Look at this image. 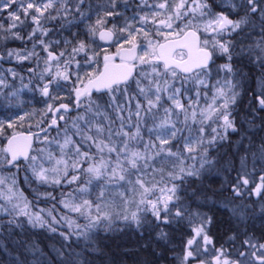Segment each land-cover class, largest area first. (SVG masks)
<instances>
[{"label": "snow or ice", "instance_id": "snow-or-ice-1", "mask_svg": "<svg viewBox=\"0 0 264 264\" xmlns=\"http://www.w3.org/2000/svg\"><path fill=\"white\" fill-rule=\"evenodd\" d=\"M121 2L127 5L128 0H109L107 7L111 10L105 11L102 18L87 28L90 37L94 38L99 32L101 40L120 45L115 55H103L102 71L96 69L93 72L86 71L83 76L79 74L80 68L98 63L100 55L84 40H79L72 47L68 54L71 58L65 59L63 65L60 61L65 56V51L55 54L49 50V44H45L43 39L39 41L47 52V59L44 61L45 68L39 74V80L43 83L38 86V91L41 96L52 101L69 100V103H59L55 108L52 103H48L47 111L43 115L53 114L51 127L58 126V119L65 120V115L61 113L67 114L72 110L77 112V115L71 118L72 135H68L66 127L63 143L56 141L60 157L57 158L50 151L46 157L30 156L28 150L32 145V136H18L15 133L8 139V146L0 149V152L5 154L4 159L13 167H17L20 158H23L25 171H30L32 180L38 184H72L79 181L80 174H85V186L78 188L83 194L88 193V186L96 182V186L100 188L96 197L99 202L89 199H83L78 204L70 199L61 201L65 208L87 219L85 225L77 224L75 231V234L83 237L86 242L91 240L95 229L103 227L106 232L120 230L118 226L121 222L124 227L134 224L137 229L148 226L157 230L158 239L166 240L168 233L165 229L169 225L183 219L185 215L189 218L195 215L200 219V224L193 229L194 235L186 241L181 264H191V261H198V264H264V243L257 246L250 240H245L244 244L255 250L240 251L236 259L228 258L223 248L216 250L217 254L211 261L200 259V242H203L205 250L212 243V238L206 231L212 223V218L199 212H189L181 195L182 192L187 193L184 185L189 178H199L203 170H211L218 163L215 157H210L209 149L218 142L228 140L230 131H239L232 113L240 95L236 91L240 82L235 78L246 74L241 68L234 66V61L243 63L246 60L248 66L260 73L256 77L258 89L255 98L259 109L264 110V0H226V12L213 11L208 0H191V3L189 0H163L150 6L155 9L150 14H134L131 19H125L122 27L113 25L112 28H107V18L123 15L116 10ZM79 3L82 4L83 0H79ZM58 4L63 5V12L67 15L66 0H0V12L7 11L11 21L4 30L11 33L12 38L22 40L24 37L13 30L30 19L34 27L28 34V39H34L38 33L47 36L49 30L43 27V23L56 20L61 15ZM140 5L148 7L146 0H140ZM53 11L57 15H52ZM22 16L24 19H21ZM81 16L83 17L82 13ZM231 16L237 18L232 19ZM2 27L0 25V28ZM257 29L258 35L254 36L253 33ZM202 35L204 39H201ZM225 36H235L237 39H224ZM249 38L251 42L245 44L243 41ZM64 43L67 45L71 41L65 40ZM90 51L92 56L88 55ZM81 53L84 54V61H75L76 70L73 71L74 57ZM14 54L20 60H27L36 55L34 52L26 56L19 52L8 53L9 56ZM221 58L225 62L217 64V60ZM116 59H119L120 63H115ZM51 62L55 63V73L52 72ZM220 73H224V76L212 85L215 91L211 103L198 109L201 96L199 88L209 87V78L213 74L219 76ZM12 74L16 75L14 71ZM189 81L198 86V90L196 100L189 98V102L185 104L180 97L183 84ZM177 82L181 83V87L176 86ZM3 83L0 79V84ZM133 83L135 90L130 92ZM61 88L68 92L67 97L54 95V90ZM93 90H106L113 94L110 96L111 104L108 107L116 113L118 127H114L116 120L112 119L109 112L101 110L102 106L92 98ZM187 91L188 89L184 90ZM117 93L124 97L123 103L115 102ZM11 95L15 96L17 93ZM28 115L25 113L17 119L22 122ZM254 115L255 110L253 117ZM246 123L249 128L255 127L254 118H248ZM192 124H199L200 127L194 130ZM212 124L217 126L212 127ZM14 126L15 122L0 121V134H3L5 127L14 129ZM37 126L39 127V124ZM185 129L188 131L187 136L182 135ZM206 129H210V136ZM41 131L46 129L41 128ZM194 131L196 135L193 134ZM145 134L148 136L147 141L144 140ZM36 135L38 138L39 134ZM73 135L80 138L79 144L73 139ZM21 139L24 141L23 145L19 143ZM244 139L249 140L245 154L239 157L240 172L244 174H238L236 183L231 186L234 197L241 196L242 186L246 188L250 183L246 171L248 156L251 155L253 164L257 160L264 162V138L259 144H254L250 137L241 134V141ZM177 140H183V145H175L176 150L173 151L174 142ZM44 142H48L47 138ZM133 144L142 145L143 150L140 147H132ZM85 145L87 151L82 150ZM93 147L95 152L92 151ZM69 148L74 157L70 158L71 163L64 158L66 149ZM37 151L44 153L45 149ZM172 158L180 163L173 165L172 170L167 172L168 182L164 183V168L157 169L154 165L157 161L163 165ZM185 158L198 160L199 167L195 164L185 166ZM231 163L228 162L229 165ZM45 164L50 167H45ZM84 164H87L86 168L83 167ZM69 168L77 173L70 178ZM149 170L153 174L161 173V181L148 180ZM133 176L134 180L131 178ZM24 179L25 182H30L27 175ZM260 181L261 183L251 190L250 195L264 196V175L260 177ZM4 183V178L0 177V185ZM15 184L16 179L13 178L12 185ZM110 185L130 186L116 193L119 204L105 199L106 190ZM39 195L51 197L50 193ZM192 195L196 196L195 189L192 190ZM0 198L11 205L9 209L0 204V212L12 217L8 221L9 225L20 227L21 224H17L16 218L23 216L34 228L56 231L40 212L28 211L29 202L22 192L17 194L9 187L7 193L0 191ZM14 198L17 201L15 203ZM21 199L24 200L23 206L19 202ZM220 206L233 215L239 214L243 217L241 206L232 204L231 200L221 201ZM261 211L264 212V204L261 205ZM149 215L151 220L148 219ZM48 216L53 222H60L51 215V210ZM72 223L74 221H69L70 225ZM61 235L65 240L69 238L63 233ZM28 249L36 257L32 264H51L50 260L45 261L42 258L43 253L38 244L32 243L28 245ZM55 251L61 258V264H83V261L78 259L80 253L61 249Z\"/></svg>", "mask_w": 264, "mask_h": 264}, {"label": "trees", "instance_id": "trees-1", "mask_svg": "<svg viewBox=\"0 0 264 264\" xmlns=\"http://www.w3.org/2000/svg\"><path fill=\"white\" fill-rule=\"evenodd\" d=\"M150 1L152 3L158 2V0ZM68 2L70 8H68L67 15L63 12V7H61L62 4L57 5V8L61 10V15L57 19L63 21V26L57 25L53 28L55 30L52 33L55 32V34L60 37L64 35L68 36L74 42V45H76L75 42L84 40L90 47L97 49V47L101 45L97 34L94 38L90 37V35L87 34V28L89 25H94L97 19L102 18L105 11L111 10L107 7L109 0H83L82 4L79 3V0H66V4ZM208 2L215 12H219L220 10L227 11L226 0L224 2L225 4H221V6H218L215 0H208ZM141 6L140 0H128L127 5L123 2L119 3L116 10L120 11L123 15L120 17L107 18L106 26H123L125 19H131L134 14L144 15L149 5L144 8H141ZM78 7L79 11H77ZM4 12L5 11L0 12V14ZM231 18L235 19L237 17L231 16ZM253 35H258V29ZM224 39L237 38L235 36H225ZM243 42L245 44L250 43L251 39L249 38ZM2 50L3 49L0 48V51ZM219 60L221 63L225 62L222 58ZM233 63L235 67L241 68L246 74L242 77L238 76V78L242 80L240 82L241 98L236 103L237 109L234 112V117L239 131L236 133L230 131L228 140L218 142L213 146L215 148L213 152L211 153L210 151L209 154L213 155V153H215L214 156L218 163L211 170H203L199 178H189L188 182L184 185V187L187 188V193H181L184 197V202L188 206L189 212L193 213V211L197 209L211 215L212 223L209 226V232L213 235L215 241H218L217 246L219 243L220 247L224 249L229 257H231L229 251L234 249L233 245H240L245 235H252L259 241L264 240V212L261 211V205L264 204V196L258 197L255 194L250 195L251 190L255 188L257 184L261 183L260 177L264 175V162L257 160V162L253 164L252 157L249 155L246 171L247 178L252 181V186L248 185L250 187L246 188L248 191L242 186L241 190L243 194L239 197H234L230 189L231 186L236 183L238 174H244L240 172L239 157L245 154L249 140L244 139L241 141V134H246L250 137L254 144H259L261 139L264 138V110L259 109V105L256 103L255 98L258 89L256 77L259 76L260 73L256 71V69L248 66L246 60L243 63L240 61H234ZM11 81L13 82V80ZM15 89L17 90V95L15 99L10 100L9 107L11 111L18 116L24 111L29 114L25 118V121L29 120V122L26 121V126H24L23 130L35 136H37L36 134L42 137L43 135L46 137L52 136L55 133L56 127H50L44 132L41 131V128L45 129L44 127L48 124L50 119L48 120V116L39 119L43 115L41 110L44 111V108H42L38 102L40 101V97L37 96L36 93L32 95L23 94L21 86H16ZM134 90L135 85L133 83L130 92ZM67 96L68 92L65 93L64 97ZM180 99L185 104L188 102V100L185 99V92L183 89ZM115 102L120 104L124 102V99H117ZM59 103H69V100L63 99L57 102L58 105ZM99 104L102 106L101 110H107L112 119L116 120V113L108 107L109 103L107 99H101ZM34 109H38L39 111H35ZM253 110H255L254 117ZM72 111L65 114L67 117L69 115L68 123L70 124L71 116L73 114L74 116L77 115L75 110ZM123 115L126 116L127 113H123ZM181 118L183 119V117ZM248 118H254L255 127L249 128L246 123ZM38 121H43V123L39 124V127L37 126ZM150 123L149 121V126ZM118 126L119 121L116 120L114 127ZM69 127L68 135H72L73 129L71 126ZM178 127H182V125H178ZM185 131L182 133L184 136L186 135ZM194 133L196 132L194 131ZM3 139L5 141L6 138ZM73 139L77 144L80 143V138L78 136L73 135ZM147 139L148 136L145 134L144 140L147 141ZM238 141H240V143H237ZM35 143H38V141L36 140ZM177 144L182 146L183 140L174 142L173 151L176 150L175 145ZM132 147H140L141 150H143L142 145L133 144ZM82 150L87 151V146L85 145ZM252 150L255 151V148ZM92 151L95 152L94 147ZM229 161L232 162L230 165L228 164ZM179 163V161L172 158L168 159L163 165L157 161L154 166L157 169L161 167L164 168V183H167V172L172 170L173 165H179ZM192 164L199 167L198 160L193 161L190 158L184 159L185 166ZM85 165L87 164L83 166ZM27 176L30 183L26 182V184L29 183V185L34 186L35 181L32 180L30 175ZM131 178L135 179V176ZM147 179L152 182H160L161 173L157 172L153 174L151 170H149ZM86 180L87 176L85 174H80V179L76 183H66L62 185L61 188H46V192L50 193L51 197L39 195L42 194L41 190L45 188H28V190H32L31 196L33 199L37 198L35 202L44 206L46 210H51V215L54 216L57 221H60L59 223L53 222L47 213L45 219L52 224V227L55 228L56 231H51L48 228H34L27 222V218L23 216L16 218L17 224H21L20 227L9 225L8 221L12 217L7 214L4 215L1 212L0 264H20V262H23V264H32V261L36 258L28 249V245L32 243L39 245L43 253L42 258L45 261L50 260L51 264H61V258L57 255L55 249L80 253L81 255L78 259L83 261V264H181L182 259L180 257L184 253L186 241L193 236V229L198 226L193 216L189 218L188 215H185L183 219L169 225L165 229L168 233V238L166 240L158 239L156 235L157 230H153L148 226L143 229H137L134 224L124 227L123 222L118 226L120 230L106 232L103 227L95 229L90 241L86 242L83 237H78L75 234L76 225H85L88 221L79 213L72 212L65 208L61 201L65 199L74 200V194L78 191V188L85 186ZM121 183L123 184V182ZM160 186L162 187L163 183H161ZM42 187H49V184H43ZM89 187L90 192L87 195V199L99 202L96 200V197L100 188L96 186V182H93V185H89ZM123 189L125 190V188ZM193 189L196 190V196L192 195ZM116 193L114 187L110 185L106 190V201ZM197 197H199V199H197ZM205 197H208V199H205ZM226 199L231 200V203L234 205L241 206L240 211L243 212L242 218L239 214L233 215L227 209L220 206V202ZM14 215L13 213V216ZM93 215H95L94 211ZM65 217H67V219H64ZM148 219L151 220L150 215ZM69 221H74V223L70 225ZM61 233L68 235L69 238L65 240ZM234 234L235 236L233 237ZM65 254L67 255V251Z\"/></svg>", "mask_w": 264, "mask_h": 264}, {"label": "rangeland", "instance_id": "rangeland-1", "mask_svg": "<svg viewBox=\"0 0 264 264\" xmlns=\"http://www.w3.org/2000/svg\"><path fill=\"white\" fill-rule=\"evenodd\" d=\"M160 2H163V0H158V2H153V3L150 0H146V4L149 5V8L146 9L145 14L146 13L150 14L152 11H155V9H152L150 6L152 4L160 3ZM176 2H178V0H176ZM189 2H190V0H189ZM215 2L218 6H221V4L222 5L225 4L224 3L225 0H215ZM58 5H60V4H58ZM61 7H63V5ZM66 7H67V9L70 8L69 2L66 4ZM141 8H144V6H141ZM56 14L57 13L55 11L52 12V15L55 16ZM0 15H2V16H0V25L3 26L2 28H0V48L3 49L2 51H0V53H2V55H3V58L0 60V79H2L4 81L3 84H0V121H4L5 123L15 122L14 129L5 127L3 130V134H0V149H3V148H5V141L3 138H6L7 135H10L13 132L22 131L24 126H26V121L29 122V120L25 121V119H24L21 122L17 119L19 116H24L26 113L25 111L21 112V114L18 116L17 114L12 112L11 108L9 107L10 100L15 99L16 95L13 96L11 94L17 93V90L15 89L16 86L22 87L21 90H22L23 94H26V95L31 94L32 95L33 93H36V95L40 97L39 98L40 101H38V102L41 105V107L44 108V111L41 110V113H44L47 111V104L48 103H52L54 108H55V106L58 105L57 104L58 101H52L48 97H43V96H41L40 92L38 91V86L42 85V83H43L42 81L39 80V74L45 68L44 61L47 59V52L43 50V47L39 43V41L41 39H43L45 44H49V50L54 51L56 54H59L61 51H65V56L60 61L61 65H63V61L65 59L71 58L68 54L71 52L72 47H74L75 45L73 44L74 42L68 36L64 35L63 37H60L57 34H55V32L52 33L55 30L53 28H55L57 25L63 26V21L61 19H59V20L56 19L54 21L49 20V21H46L47 23L46 22L43 23L44 28L48 29V27H49V29H48L49 32H48L47 36H42L41 34L38 33L34 39H28V34L32 31V28L34 27V25L31 23V20L29 19L28 21H26V23L24 25H19L16 29L13 30V31H18L20 33V35L24 37V39L21 40V39L12 38L11 33L6 32L4 30V29H7L9 24L11 23V21L8 18V12L5 11L4 13H1ZM21 19H24V17L22 16ZM54 23L55 24L57 23V24L55 25ZM177 23H179V22H177ZM137 26H139V25H137ZM109 27L112 28V26H109ZM117 27H122V26H117ZM5 37H7V38H5ZM65 40L71 41V43L66 45L64 43ZM56 41H59V43H55ZM50 42H52V43H50ZM76 43L77 42H75V44ZM34 44H35V47H33ZM54 44H56V45H54ZM100 44L101 45H99L97 47V49H94L96 53L100 54L98 57V63H94L91 67L80 68L79 74L81 76H83L86 71L87 72H93L96 69H99L101 71V69L103 68V55H105L106 53H109V52L117 51V48L120 46L116 43L105 44V43L100 42ZM91 48L93 49V47H91ZM9 51H12L14 53L19 52L21 55H24V56L28 55V53H30V52H34V53H36V55L32 56L30 59H27V60H20L17 58V56L15 54L12 56H9L8 55ZM88 55L92 56L93 53L90 51L88 53ZM75 61H80L81 63H83L84 54L81 53V54L74 57V62L72 64V70L73 71L76 70ZM51 67H52V72L55 73L56 67H55L54 62H51ZM9 70L14 71L16 73V75L13 76L12 71H9ZM45 75H47V74H45ZM223 76H224V73H220L219 76H217L216 74H213V76L209 78V87H207V88L200 87L199 88V91L201 92V96L199 98L198 109L206 107L207 104L211 103V98H212L213 93L215 91V89L212 87V85L215 84V81L217 79H220ZM10 79L13 80V82ZM235 79L238 80L239 82L242 81L238 77H236ZM61 83H63V82H61ZM176 86L181 87V83L177 82ZM13 87H14V89H13ZM240 87H241V83H240L239 87H237V89H236V91L240 93V95L237 99V102L241 98V88ZM182 89L183 90L188 89V91L185 92V99H187L188 102H189V98L191 100H196V92L198 90V86L194 85L192 82L189 81V82L183 84ZM66 92L67 91L65 90V88H61L59 90H54V95L64 97ZM205 93H206V96H205ZM111 95H113V94L109 93L107 91H105V92H93L92 98L98 104H99L101 99H107L108 103L110 104L111 103V100H110ZM115 95H116V100L117 99H119V100L124 99V97L119 95L118 93ZM236 109H237V106L236 105L233 106V108H232L233 116H234V112L236 111ZM34 110L39 111L38 109H34ZM62 115H65V114H62ZM47 116H48V120H49L51 118V113H49ZM44 117H45V115H42L39 119L44 118ZM68 117H69V115H68ZM68 117L65 115V120H63V121L59 120V124H58V126H56L55 133L52 136L47 138V141H48L47 143L44 142L45 139L42 136H39L38 138H36L38 143L34 144V148H33L30 156H38V157L44 156V157H46L47 153L50 151L57 158L60 157V149H59L56 141L63 143L64 137H65L64 129L66 127L68 129H70L69 126H71V124L68 123V119H69ZM72 117H74V114L71 116V118ZM190 123H191V121H190ZM38 124H41V123H39V121H38ZM216 126L217 125L212 124V127H216ZM192 127L195 130V129H198L200 127V125L199 124H192ZM185 132H186L185 136H187L188 135L187 129ZM206 132L209 136L211 135L210 129H206ZM193 134L196 135L197 133H193ZM221 142H223V141H221ZM214 148L215 147L212 146L209 149V153H210V151L212 153ZM39 149H45V152L41 153V152L37 151ZM209 155H210V157H215L214 156L215 153H213V155L212 154H209ZM4 156H5V154L3 152H0V177L4 178V180H5V183L3 185H0V191L7 193L8 188L12 187L13 191L16 192L17 194L22 192L23 197H25L27 202H29L30 208H28V211H30L31 213L40 212V214L42 216H44V218H46L49 210H46V208L44 206L35 202V201H37V198L33 199V197L31 196L32 190H28V188H45V189L41 190V192L43 194V193H47L46 188H54V187L61 188V186L65 185L66 183H61L59 185L49 184V187H42L43 184H38L37 182H35L34 186L29 185L30 182L28 184H26L24 178H25L26 174L31 176V172L25 171V161H23L22 164L18 165L17 167H13L11 170L7 171L5 168H1L2 166H4V164H6V160L4 159ZM64 158L68 159L69 163H71L70 158H74V157H73V154H72V151L70 148L66 149V155ZM45 167H50V165L45 164ZM83 167L86 168L87 165H85ZM18 168H19V171H18ZM72 174H76V173H74L71 170V168H69V178L71 177ZM13 178L16 179L15 186L12 185ZM249 185L252 186V181H250ZM112 186L114 187V189L116 190L117 193L124 191L123 188H125V187L130 188V186H127V185L125 187H119L116 185H112ZM88 188H89V192H90V187L88 186ZM246 188H250V187L247 186ZM246 188H244V189H246ZM246 190L248 191V189H246ZM88 193L81 194L79 191H77L74 194L73 202L77 203V204L81 203V201L83 199H87ZM41 196H43V195H41ZM43 197H45V196H43ZM138 198L139 197H137V199ZM209 200L213 201L211 199H209ZM107 201H112L116 204L120 203L119 199L116 197V194L113 195L111 198H108ZM13 202L14 203L17 202L15 198L13 199ZM19 202H20L21 206H23L24 200L21 199ZM0 204L5 205L9 209L11 208V205L8 204L2 198H0ZM41 210H43V211H41ZM132 210H135V209L132 208ZM195 212L206 214L207 216L211 217V215H208L207 212H204L201 210L196 209L193 211V213H195ZM2 214L5 215V213H3V212H2ZM193 217L195 218V220L197 221V225L199 226L200 219L198 217H196L195 215H193ZM209 226L206 228V231H207V234L212 238V243L209 244L207 246V250H205L203 242L202 241L200 242V257L199 258L206 260V261H211V258L216 254L215 253L216 249L221 248L219 243L217 246L218 241L216 242L213 235L210 234ZM193 235H194V232H193ZM234 236H235V234L233 235V237ZM230 237H232V236H230ZM245 240H250L253 244H256L257 246L259 244L264 243V240L259 241V240L255 239V237H253L252 235H249V234L245 235V236H243V240H242V243L240 245L235 244V245H233L234 249H231L230 251L228 250L230 255H231V259H236L237 253L240 251H249L250 252V251L255 250V249L248 248L244 244ZM184 249H185V247H184ZM180 258L182 259L183 255ZM191 264H198V261H191Z\"/></svg>", "mask_w": 264, "mask_h": 264}, {"label": "flooded vegetation", "instance_id": "flooded-vegetation-1", "mask_svg": "<svg viewBox=\"0 0 264 264\" xmlns=\"http://www.w3.org/2000/svg\"><path fill=\"white\" fill-rule=\"evenodd\" d=\"M189 3H191V0H190V2ZM221 11V10H220ZM219 11V12H220ZM106 27H108V28H110L109 26H106ZM201 39H204V36L202 35L201 36ZM113 52H116V51H113ZM138 52H139V50H138ZM110 53H112V52H110ZM118 59H116V61H117ZM217 64H221V61L218 59L217 60ZM94 92V91H93ZM59 105H57V106H55V107H58ZM57 119H58V116L56 117ZM53 119V114H51V118H50V121L48 122V124H46L45 125V129L47 130L48 128H50V123H51V120ZM58 124H59V119H58ZM51 127H56V126H51ZM23 132H25L26 133V130H22ZM16 132H19V131H16ZM13 133H15V132H13ZM12 134V133H11ZM10 134V135H11ZM10 135H7V137H6V140H5V147H6V141H7V139H8V136H10ZM30 135H32V137H33V141H34V144H35V142H36V138H37V136H35L34 134H30ZM43 138L45 139V138H48V137H46L45 135H43ZM34 146V145H33ZM8 159H10V154L8 155ZM24 161V159L23 158H20V162H19V164L18 165H20V164H22V162ZM1 168H5L7 171L8 170H11L12 168H13V166L12 165H10V164H8L7 162H6V164H4V166H2ZM216 250H218V248L216 249ZM215 253L217 254V251H215ZM215 254V255H216ZM214 255V256H215ZM213 256V257H214ZM212 257V258H213ZM212 258H211V260H212ZM224 257H222V259H223ZM228 258H230L231 259V257H229L228 256Z\"/></svg>", "mask_w": 264, "mask_h": 264}, {"label": "water", "instance_id": "water-1", "mask_svg": "<svg viewBox=\"0 0 264 264\" xmlns=\"http://www.w3.org/2000/svg\"><path fill=\"white\" fill-rule=\"evenodd\" d=\"M108 28V27H107ZM98 39H99V41L101 42V43H105V44H112V42H108V41H104V40H101L100 38H99V32H98ZM52 52H54V51H52ZM55 53V52H54ZM115 53L116 52H112V53H106L105 55H109V56H113V55H115ZM56 54V53H55ZM3 58V55H2V53H0V60ZM115 63H120V61L119 60H115L114 61ZM103 70V68L101 69V71ZM93 91H96V90H93ZM100 91H105V90H100ZM15 134H17L18 136H20L21 134H22V136H29L27 133H25V132H18V133H15ZM13 135V134H12ZM12 135H10L9 137H8V139L10 138V137H12ZM8 139H7V141H6V147L8 146ZM19 143L21 144V145H23L24 144V141L21 139L20 141H19ZM32 146H33V138H32V145H31V148H29V155L31 154V150H32Z\"/></svg>", "mask_w": 264, "mask_h": 264}]
</instances>
